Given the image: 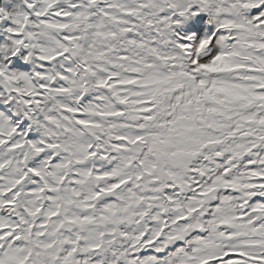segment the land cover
Here are the masks:
<instances>
[{
    "label": "snow or ice",
    "instance_id": "6c2138e0",
    "mask_svg": "<svg viewBox=\"0 0 264 264\" xmlns=\"http://www.w3.org/2000/svg\"><path fill=\"white\" fill-rule=\"evenodd\" d=\"M0 264H264V0H0Z\"/></svg>",
    "mask_w": 264,
    "mask_h": 264
}]
</instances>
